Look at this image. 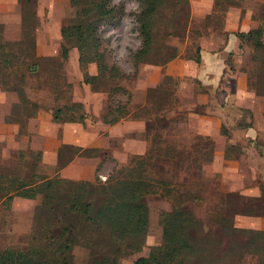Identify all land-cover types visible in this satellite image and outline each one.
Wrapping results in <instances>:
<instances>
[{"label": "rangeland", "instance_id": "rangeland-1", "mask_svg": "<svg viewBox=\"0 0 264 264\" xmlns=\"http://www.w3.org/2000/svg\"><path fill=\"white\" fill-rule=\"evenodd\" d=\"M6 1L0 0V52L15 55L0 54V248L28 247L35 243L33 237H42L44 223L47 233L55 235L59 223L54 215H59L37 211L38 194L7 200L3 187L9 176L26 181H35L33 174L59 176V161L49 164L46 149L54 148L64 126L72 139L79 137V142L71 139V146L93 148L75 155L91 160L92 167L83 163L80 169L91 176L87 181L97 193L106 190L105 179L113 169L150 149L148 174L182 183L197 194L186 206L203 229L212 221L210 213L225 204L235 211V226L264 230V47L254 49L236 35L261 25L264 40V0H163L153 17L151 49L142 61L133 55L141 44L135 14L142 0H109L122 11L101 20L96 34L108 64L120 76L94 83L83 81V73H94L95 64L81 66L74 46H68L65 58L60 56L59 29L74 14L75 0H16L10 10ZM172 50L175 55L161 62ZM209 52L217 56L211 60L219 76L212 80L209 71L203 82L198 76L201 54L207 60ZM3 57L9 62L3 63ZM243 83L244 90L239 88ZM73 102L81 104V121L52 118L57 107L63 119L70 117L63 106ZM109 102L127 113L104 123L101 115ZM108 130L114 135L107 136ZM196 134L212 139L209 161L200 162L204 149L195 147ZM92 138L99 146L86 144ZM56 147L62 158L73 149L67 144ZM141 171L137 166L119 176L138 177ZM145 202L148 222L140 249L119 256V264H132L161 240L160 212L169 210L173 201L150 194ZM71 232L74 261L105 254L103 247H89L96 236L91 228L76 225ZM257 261L250 254L239 260Z\"/></svg>", "mask_w": 264, "mask_h": 264}, {"label": "trees", "instance_id": "trees-1", "mask_svg": "<svg viewBox=\"0 0 264 264\" xmlns=\"http://www.w3.org/2000/svg\"><path fill=\"white\" fill-rule=\"evenodd\" d=\"M75 1L74 14L59 29L60 56L66 57L70 45L75 47L77 60L81 66L93 62L95 72L83 73V81L88 83H94L103 77L110 79L120 76L118 69L114 64H108L104 51L100 49L96 30L101 20L111 19L122 11V7L111 5L109 0ZM162 3L163 0L141 1V7L135 14L141 35V44L133 53L135 60L142 61L149 54L153 17ZM236 35L240 41L248 39L254 49L264 47L261 25H256L247 31H238ZM0 54L15 55L3 51ZM174 55L172 50L162 58L161 62L169 60ZM5 58L3 57V63L9 62ZM195 60H198V55ZM17 94L21 100L27 102L21 91H17ZM32 105L36 106L35 103ZM111 105L109 102L107 111L101 115L104 123H113L127 113L123 107H111ZM63 107L65 112L71 111L70 117L63 119L60 116L63 112L62 108L57 107L52 111L54 120L83 119V113L79 111L81 107L79 102ZM17 109V106L13 108L11 113L13 117ZM24 110L25 113L28 111L26 108ZM195 139L197 140L195 147L200 145L199 148L204 149L200 162L209 161L213 152L212 139L202 134H196ZM67 146L73 149H68L71 152L69 157H58L60 166L68 162L76 153L86 154V151L93 149L71 146V144ZM149 150L129 160L131 163L123 168L113 169L106 176V190L100 193H97L94 185L87 180L33 174L36 180L26 181L17 176H9L3 187L7 200L16 195L33 198L38 194L40 203L37 205V211H52L53 215L54 212L58 213L59 217L56 215L54 217L59 225L53 236L47 233L48 225L44 223L40 231L42 237H33L35 243L26 248L14 246L0 248V264H119V256L140 249L148 222L145 197L150 194L171 198L173 202L169 210L160 212V242L152 245L146 254L135 257L132 264H214L220 260H227L229 264H240L239 260L245 254L256 256L259 260L257 264H264L263 229L235 226L232 221L235 211H231L225 204L210 213L212 221L208 222L206 229H203L201 221L186 206V200L195 198L197 194H191L190 190L183 188L182 183L176 181L169 183L165 179L148 174L146 165L151 158ZM61 152L59 150V154ZM137 166L142 169L141 172H144L138 177L119 176L122 170L130 172ZM76 225L94 231L96 236L91 239L89 247L94 250L95 247H103L104 255L91 256L82 261L73 260L71 248L74 245L71 230ZM219 250H221L220 254Z\"/></svg>", "mask_w": 264, "mask_h": 264}, {"label": "crops", "instance_id": "crops-1", "mask_svg": "<svg viewBox=\"0 0 264 264\" xmlns=\"http://www.w3.org/2000/svg\"><path fill=\"white\" fill-rule=\"evenodd\" d=\"M5 1L6 0H3V3ZM6 2H9L6 5V8H8V10H10L11 6L14 7L16 5V0H7ZM209 54L210 55H209V58L207 60H206V57L204 56V54H201V63H200V68H199L200 70H199L198 76L203 82H204V79L208 78L206 75L208 74L209 71L212 72L211 73V79L212 80H214V79L216 80V78H218V76H219V73L216 71L218 65H216V63H213L214 61L211 60V59L215 60L217 58V56L214 54V52L213 53L209 52ZM239 88L244 90L245 84L243 83V85H239ZM67 128H68L67 126L62 127L63 132H62L61 136L59 137V139L56 141V145L54 146V148L46 149V151L50 152V155L47 159H49L48 161H49V164H51V165L55 164L58 160V154L56 151L57 150L56 146H58L59 144H70V143L73 144L74 143V142H72L73 139L75 140V142H79V141H77L79 137H76V138L73 137V139H72V136L67 132ZM80 131H82V130L80 129ZM68 135H70V137H68ZM112 135H114V133H111L108 130L107 136L111 137ZM91 142H93L92 145L98 144L95 142L94 138H92L90 140V142L88 141L86 144L87 145L91 144ZM75 144H77V143H75ZM97 146H99V145H97ZM59 156H61V153L59 154ZM42 159L44 161L47 160V159H45V155H43ZM83 163L85 164L86 167H92L91 160L89 159V157H82V156H77V155L71 156L70 159L68 160V162H66L60 168H58L57 173L59 176L69 178V179H71V178L72 179L85 178V180L90 179L91 176L89 174H86V175L81 174L80 165H82Z\"/></svg>", "mask_w": 264, "mask_h": 264}]
</instances>
